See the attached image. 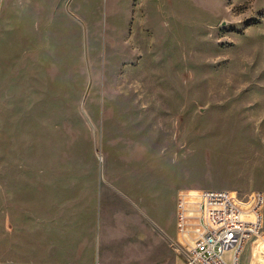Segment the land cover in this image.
<instances>
[{"label":"rangeland","instance_id":"374dc122","mask_svg":"<svg viewBox=\"0 0 264 264\" xmlns=\"http://www.w3.org/2000/svg\"><path fill=\"white\" fill-rule=\"evenodd\" d=\"M192 189L264 196V0H0V264H184Z\"/></svg>","mask_w":264,"mask_h":264},{"label":"built area","instance_id":"2783aa9c","mask_svg":"<svg viewBox=\"0 0 264 264\" xmlns=\"http://www.w3.org/2000/svg\"><path fill=\"white\" fill-rule=\"evenodd\" d=\"M263 204L261 193L240 197L228 190L179 191L175 251L184 264H240L249 240L261 238L264 242L260 235ZM231 249L233 262L228 263L224 254ZM90 264L102 263L97 259Z\"/></svg>","mask_w":264,"mask_h":264},{"label":"crops","instance_id":"0c3cea01","mask_svg":"<svg viewBox=\"0 0 264 264\" xmlns=\"http://www.w3.org/2000/svg\"><path fill=\"white\" fill-rule=\"evenodd\" d=\"M254 240H256V238L253 239L252 244H253ZM252 244H251L250 256H249L247 264H264V242L261 241V238H258L254 242L253 246H252ZM97 259H99V261L101 262V257L99 255L96 257V260ZM95 261H93V262H95ZM93 262H91V263H93ZM49 264H52V263H49ZM84 264H90V263H84ZM102 264H111V263H110V261H106L105 263H102Z\"/></svg>","mask_w":264,"mask_h":264},{"label":"bare ground","instance_id":"6f19581e","mask_svg":"<svg viewBox=\"0 0 264 264\" xmlns=\"http://www.w3.org/2000/svg\"><path fill=\"white\" fill-rule=\"evenodd\" d=\"M234 193H235V192H234ZM257 239H258V238H256V240H257ZM256 240H254V242H255ZM254 242H253V243H254Z\"/></svg>","mask_w":264,"mask_h":264}]
</instances>
